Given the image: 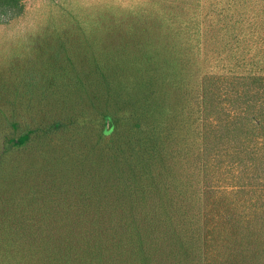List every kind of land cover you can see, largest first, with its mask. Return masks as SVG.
<instances>
[{
	"label": "rangeland",
	"instance_id": "374dc122",
	"mask_svg": "<svg viewBox=\"0 0 264 264\" xmlns=\"http://www.w3.org/2000/svg\"><path fill=\"white\" fill-rule=\"evenodd\" d=\"M58 75L62 80L55 92L56 84L46 80ZM103 75L109 76V92L116 94L108 108L124 112L116 151L107 144L91 150L99 132L97 110L111 98ZM244 77L252 80L245 83ZM72 80L81 81L82 89L72 87ZM20 82L30 87L25 90ZM207 82L218 105L217 113L203 117L212 130L224 114L245 110L246 99L259 92L258 104L264 105V0H24L19 7L1 8L0 86L7 88L1 94L18 85L30 95L18 108L13 98L5 102L0 94V264H58L43 243L62 241L65 232H50L94 227L93 217L100 214L104 221L110 214L138 215L136 225L150 227L149 219L162 209L164 218L173 215L174 225L173 217L182 216L171 231L186 230L191 238L202 237L205 228L220 242L225 227H189L192 199L186 191L171 193L173 185L185 190L176 180L187 181V167L195 164L191 149L207 129L193 122L197 91ZM140 87L153 98L151 106L143 102L132 108L128 95ZM14 122L18 130L9 124ZM74 126L78 129L67 132ZM40 127L47 136L33 137L22 147L10 142ZM3 137L9 138L5 146ZM214 157L205 173L208 187L228 176L229 167L241 173L239 161H226L223 150ZM169 168L171 176L164 171ZM132 173L147 191L141 200L125 191ZM249 183L258 193L264 179ZM217 202L218 196L209 194L207 211ZM196 209L197 204L193 213ZM83 213L89 217L86 224L77 216ZM9 227H43V243L9 245ZM160 229L150 227L154 236ZM210 243L208 258L224 263L222 244ZM70 248L72 253L61 259L87 262L86 247ZM164 253L157 252L154 264ZM165 264L178 263L168 258Z\"/></svg>",
	"mask_w": 264,
	"mask_h": 264
},
{
	"label": "trees",
	"instance_id": "16d2710c",
	"mask_svg": "<svg viewBox=\"0 0 264 264\" xmlns=\"http://www.w3.org/2000/svg\"><path fill=\"white\" fill-rule=\"evenodd\" d=\"M23 1L0 0V9L12 6L19 7ZM108 77V75H103V86L107 91V96L111 98L101 103L99 105L100 109L97 110L95 120L99 132L95 142L92 143V151H96L97 147H100L99 145L104 146L105 144L110 150L116 151V141L121 122L119 115L124 116L121 109L110 110L108 108L116 97V94L109 92ZM60 80L62 79L58 75L55 76L54 80L48 79L46 82L48 81L47 84L55 83L56 86L53 89L56 92L60 90V84H58ZM243 80L248 83L252 80V77H244ZM80 82L72 80V83H75L72 84V87L73 85L77 86ZM2 84L0 94L7 89L5 83ZM20 84L23 85L25 90L28 89L26 87H30L27 83L26 87L23 82H20ZM77 88L82 89L79 86ZM8 90L9 92L0 96L5 102H9V98H13V101L15 100L13 105H18V108L20 106L19 102L24 103L30 95V92L23 91L18 88V85L11 86ZM245 92L246 95L249 94V91ZM260 94L259 92L250 100L246 99L247 108L245 110L240 109L238 114L232 116L223 113V117L218 120V128L212 130V123L206 124L205 121L203 122V117L215 113L214 110L217 113L216 94L211 91L208 82L204 84L202 89L197 91V113L193 117V122L196 126L203 124L202 126L207 127V129L200 134L198 147L191 149L195 155L193 159L195 164L192 163V170L187 167V181L176 180L177 185L185 190H179L174 185L171 187V193L183 195L182 193L186 191L188 198L192 199L189 207V218L192 221H189V227H225V230L219 231L221 233L220 242H215L213 231L205 234V228L200 230V232L203 231L202 237L193 235L191 238L187 237L186 230L171 231L170 227H176L177 221L181 220L182 216L173 217L176 222L174 225L173 215L164 218L162 209H159L157 214L149 219L150 227L161 228L155 236L154 231H150V227H138L136 225L138 215L128 216L125 214V216L117 217L110 214L107 220L104 221V214H100L93 217L92 224L94 227H56V232H50L52 236L57 235L62 229L65 232L62 241L50 238L57 242L56 246H53L55 244L50 239H47L45 243L39 241L40 231L43 227L36 228V231H32L34 227H9V245L11 242L21 243L27 240L39 242V245L41 242L45 246H43V249L46 252L53 250L54 256L58 257V264H73L60 257V255L67 256L71 254L72 248L70 247H74L75 252L86 247L83 252H86L88 263L75 264H154L153 257L156 256L158 251L165 252L160 264H165V260L168 258L178 264H184L181 261L183 258L185 264H214L208 258L211 252L207 249V244L211 242L210 244H222L221 251H225L227 258L221 264H264V185H260L262 189L258 193L252 185H249V180L264 179V105L261 107L258 104L260 98L258 95ZM128 96L130 98L127 101L132 108L141 107L143 102H148L151 106V99H153H148L146 91L142 87L139 90H134ZM89 99L92 100V97L89 96ZM0 114H2L1 110ZM9 124L18 130L16 122ZM138 126L134 125L135 128ZM58 128L57 125L53 129ZM244 128L246 129L244 130ZM71 129L77 130L78 127L74 126L68 129L67 132H70ZM25 133L21 137L17 136L11 139L12 145L22 147L33 137L47 136L48 130L46 132L44 127H40L38 130L30 129ZM3 138L5 146L8 144L9 138ZM221 150H223V158L226 161H239L241 173L237 175L229 167L228 176L222 175L223 179H217L214 181L213 186L209 185L208 187V179L205 178V173H209L210 165L220 157L218 156L215 159L212 156L218 154ZM188 157H190L189 154ZM164 171L166 175L171 176L172 170L170 168L164 169ZM134 176H136L134 173L128 175L125 191L138 195L135 196L141 200V195L147 193V191H145V186L141 185V182ZM226 181L229 182V185L225 184ZM212 192L218 196V202L212 206L211 212H208V195ZM196 204L198 209H196V213H193L192 208H195ZM113 209L111 208V210ZM186 214H188V211ZM77 216L82 220L80 223L86 224L88 222L89 217L86 213ZM28 229H30L31 234H28ZM3 234L8 235L6 231ZM158 234L160 235L158 236ZM23 237L26 238L24 240L18 239ZM157 241L159 244H157ZM199 241L203 242V249L195 247ZM36 246L38 248V245ZM192 254H195L193 258L191 257ZM196 260L198 262H195Z\"/></svg>",
	"mask_w": 264,
	"mask_h": 264
}]
</instances>
